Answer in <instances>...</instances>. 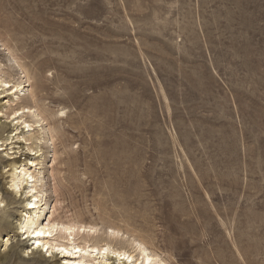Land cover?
<instances>
[{
    "label": "rangeland",
    "instance_id": "374dc122",
    "mask_svg": "<svg viewBox=\"0 0 264 264\" xmlns=\"http://www.w3.org/2000/svg\"><path fill=\"white\" fill-rule=\"evenodd\" d=\"M17 64L30 77L18 105L31 89L66 114L56 155L47 128L25 133L41 139L40 217L55 205L119 228L169 264H264V0H0L12 83L25 81ZM13 207L0 222L18 220ZM17 254L10 264L31 263Z\"/></svg>",
    "mask_w": 264,
    "mask_h": 264
},
{
    "label": "bare ground",
    "instance_id": "6f19581e",
    "mask_svg": "<svg viewBox=\"0 0 264 264\" xmlns=\"http://www.w3.org/2000/svg\"><path fill=\"white\" fill-rule=\"evenodd\" d=\"M5 32L6 30L4 34ZM5 50L17 63L11 51L6 47ZM17 65L22 73H25L24 82L12 83L0 68V100H3L2 104L10 101L12 104L15 101L17 103L13 105L16 108L9 107L10 114H3L0 111L1 118L7 116L6 118L9 119L10 117V120L0 122V153L5 151L0 155V167L9 163L7 165L9 175L6 177L10 178L7 188L4 185L0 186L2 193L0 208L2 211L7 206L23 209L18 211L19 218L15 222L10 221L6 224L3 218L6 220L7 218L4 216L1 218L0 227L2 224L11 225L14 231L5 236H2L0 232V244L3 246V250H0V261H3V264H10L20 250L23 258L30 257V264H52L54 260H59V264H169L160 255L150 250L147 244L137 238L128 237L119 228L109 227L101 233L97 226L83 224L78 219H63L59 215L55 216L57 212L55 205L49 216L40 217L43 216L47 207L43 178L35 168L43 162L38 160L43 155L42 149L37 145L38 140L41 141V139L25 136V133L33 132L36 128L41 130L47 128L45 133L47 142L49 146H53V154L56 155L55 141L59 140L63 144L62 137L65 134L60 126V120L66 114L63 109L54 112L39 105L37 94L31 89L30 104L18 105L19 96L28 93L25 88L30 86L26 84L30 77L23 65ZM30 117L34 118L33 121L28 120ZM11 128L9 133L13 131L14 135L10 137L6 135L3 138V135ZM65 155L68 157L70 153L65 152ZM22 157H25L26 161L18 163L16 160ZM70 163L71 160L68 158L64 166L68 172L72 173L68 169L71 168ZM31 168L34 170L31 171ZM49 175L55 180L52 171ZM63 187L66 185L60 179L56 181L52 192L57 194ZM4 202L5 205H2ZM15 237L17 240L15 244H12L11 240H15ZM29 243L35 247L31 248Z\"/></svg>",
    "mask_w": 264,
    "mask_h": 264
},
{
    "label": "snow or ice",
    "instance_id": "6c2138e0",
    "mask_svg": "<svg viewBox=\"0 0 264 264\" xmlns=\"http://www.w3.org/2000/svg\"><path fill=\"white\" fill-rule=\"evenodd\" d=\"M39 234V233H38Z\"/></svg>",
    "mask_w": 264,
    "mask_h": 264
}]
</instances>
